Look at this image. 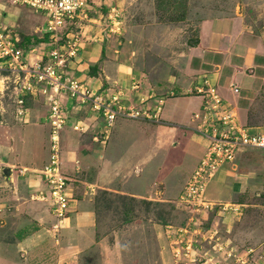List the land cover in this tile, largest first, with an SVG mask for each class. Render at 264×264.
<instances>
[{"label":"rangeland","instance_id":"374dc122","mask_svg":"<svg viewBox=\"0 0 264 264\" xmlns=\"http://www.w3.org/2000/svg\"><path fill=\"white\" fill-rule=\"evenodd\" d=\"M254 1L116 0L111 7L115 8L118 16L111 21L108 13L113 12H104L102 18L105 31L103 33L110 34L106 37L108 40L114 38L112 39L113 47L117 42L121 44L127 42L130 49L128 57L137 72H143V76L146 79L149 78V83H155L153 85L155 89L165 93L172 88L170 80L167 79L170 72L168 59L174 51L177 53L176 58L183 56L179 54L182 53L186 43L194 40L198 21L222 12L227 13L228 10L231 12L238 3L243 2L247 5ZM27 11L31 12L28 7ZM180 15H183L182 19H175ZM16 22L17 24L14 22L15 24L11 25L10 20H7L5 16L0 17V26L4 27L10 36L14 35V31H19V35L24 34L23 31H29L28 23L22 24L19 20ZM84 22L85 20L76 19V24H68V31L79 33L81 30L79 25ZM65 33L64 29L62 38ZM79 34V37L84 38L81 33ZM37 35L44 37L42 31H38ZM46 41L50 42V38ZM81 43L82 40H79V48ZM45 45L46 48L50 46ZM20 47L27 54V51L34 46L25 49L24 46ZM37 47L39 50H44L40 44ZM11 87L10 84L4 89L3 85L1 90L0 78V224H3L0 241L7 242L6 247L0 245V253L3 252L5 256V260L0 261V264H53L54 262H61V264H226V262L248 264V261L253 259L247 247L257 245L261 241L258 237L262 233L252 240L250 236L247 237L245 230L254 228L255 231H259L258 228L263 229L264 225V152H262L263 149L256 147L246 149V154L243 153L242 157L236 158V161L242 160L244 165L254 159L258 166L256 177L250 183V187L248 186V190L245 189L242 197L239 198L247 202L242 207L229 205L193 211L180 200L176 202L152 200L102 189L94 195L96 208L95 223L91 229L93 235L85 238L79 246L70 249L66 245L74 242V238H70V234H67L65 229L69 225H71L69 228L74 229L75 223H71L73 221L68 218L67 223L64 221V226L62 223L58 224L57 233L60 237L59 242L56 243L54 238L58 235L56 234L54 238L52 236L55 232L53 223L56 222V216L53 213L55 211L52 209V204L48 201L49 198L48 200L42 198V202L38 201V198H31V193L40 187L37 177L40 175L38 168L42 167L50 157L49 124L46 117H41L47 106L42 99L26 95L24 102L29 113L27 117L16 116L17 104ZM169 97L172 96L165 94V99L172 100ZM167 106L168 103L165 107ZM140 117L143 118V116ZM112 125L111 130L114 129ZM178 134L181 135V132L179 131ZM200 144L204 150L203 136H201ZM132 146L130 142L120 149L124 157L120 159L113 157L114 162H123L127 188L139 184L151 188V192L160 190L163 185L169 188L177 179L180 181L181 178H186L195 165L190 167L196 157L195 152L187 147L182 138L174 146H168L165 143L158 152H154L151 146L148 150L146 145V152L137 154L130 151L129 148ZM112 154L113 152L110 154L108 152L98 162L106 165L112 160L110 159ZM256 157H259L260 161H257ZM22 166L28 167L25 172L21 171ZM5 167L13 168L12 181L6 180L3 172ZM24 178L27 181L30 179L31 183L26 185ZM46 188L44 183L43 189ZM177 197L178 195H175L173 198ZM39 204L44 205L39 208L43 218L40 220L42 226L39 227L37 236H41V241L38 240L40 242L31 247H24L25 250L22 248L20 252L21 246H16L18 236L12 235V228L27 221L28 213ZM68 214L67 212L66 218ZM190 215L192 219L188 220ZM186 224L190 226V229L182 237L193 241V245L188 250H185L178 241L173 244L171 239L174 238V232L169 234L168 231H177V227ZM193 228H196L198 232L193 231ZM6 231L9 232L4 233ZM34 241L35 239H32V242ZM174 245L179 248V253L174 251ZM218 245L222 248L218 249Z\"/></svg>","mask_w":264,"mask_h":264},{"label":"crops","instance_id":"0c3cea01","mask_svg":"<svg viewBox=\"0 0 264 264\" xmlns=\"http://www.w3.org/2000/svg\"><path fill=\"white\" fill-rule=\"evenodd\" d=\"M114 1L116 0H89V5L86 8L87 18L82 19L85 20L84 23H79L81 29L79 33L84 36L80 46L81 54L69 60L64 70L70 76L97 89L98 93L102 92L108 100L117 94L126 109L143 107L148 108L151 113L160 107L159 117L157 120H149L117 115L119 118H115L116 120L112 123L114 129L111 130L110 126L107 136H104L105 120L101 112L92 108L90 102L82 103L70 98L66 93L61 94L60 98L65 104L64 108L67 114L66 123L60 131L61 168L67 180L68 203L71 208L68 210L69 214L65 223L68 218L73 221L71 223H75L74 229L73 227L69 228L71 225L65 229V232L70 234V238H74V242L66 245L70 249L79 246L85 238L93 235L91 229L95 223L96 208L94 195L99 190L103 189L118 194L125 193L152 200L174 202L179 200L189 175L206 150L205 145L204 150L201 148V136L192 125L193 112L200 110L205 100L202 95L195 92L194 87L203 85L205 80L213 84L219 96L235 108L237 121L240 124L244 125L250 133L264 134V0H255L247 5L243 2L238 3L231 12L228 10L227 13L222 12L213 17L199 20L194 40L191 43H186L182 53L179 54L183 56L176 58L177 53L174 51V54L168 59L170 72L167 79L170 80L172 88H169L165 93L155 89L153 87L155 83H149V78L146 79L143 72H137L128 57L130 49H128L127 42L123 44L117 42L113 47L112 39L114 38L108 40L106 37L110 34L103 33L105 26L102 17L105 11L110 12L114 8L111 7ZM27 7L31 12L27 11ZM3 16L10 20L11 25L17 24L18 20L19 23L30 25L29 31H23L24 34L20 33L19 35V31H14L11 39L15 45L20 42L23 35H29L33 40L34 36L43 37L37 35L38 31L45 34L44 15L35 12L30 6L15 4L11 0H0V17ZM39 44L44 49L43 51L38 49ZM39 44L30 43L28 45V48L37 47L35 52L27 51L28 61L39 58L46 61L50 46L46 48L45 44L47 43L40 42ZM179 60H181L180 63ZM151 78L153 79V77ZM151 78L150 80H152ZM231 85L236 86L238 91L234 92ZM165 94L172 96L169 97L172 100L165 99ZM26 95L42 99L45 102L47 107L41 117H46L48 120L49 102L47 96ZM142 97L145 98V102H142ZM166 103H168L167 107H165ZM17 107H15L16 116L27 117L29 109L26 103L24 102L22 115H17ZM73 124L82 125V129H75ZM179 131L181 135L178 134ZM180 138L184 139L187 147L194 151L196 156L190 167L195 165L186 178H181L180 181L177 179L173 186L168 188L163 185V188L153 192H151V188L149 189L143 184L127 188L123 162L113 161V157L116 159L124 157L120 151L123 145L126 146L131 142L133 146L129 148L130 151L143 154L146 152V145L148 150L151 146L154 152H158V149L162 148L165 143L168 146H174ZM254 147L261 148L263 151H260L264 152L263 147H239L234 160L222 165L207 181L202 196L203 199L213 203V207L210 208L227 205L242 207L247 204L246 201L239 198L242 197L245 189L248 190V186L250 187V183L256 177L258 166L254 159L244 165L242 160L236 161V158L242 157L246 149H254ZM108 152L109 154L113 152L110 156L112 160L108 161L106 165L103 162H98ZM256 158L258 161L259 157ZM26 168L28 167L22 166L21 171L25 172ZM3 170L6 180L12 181L13 168L5 167ZM37 177L40 181L39 189L43 188V180L40 175ZM25 182L27 185L29 182L31 183V180L25 179ZM175 195L178 197L174 199ZM46 205L49 206V204ZM43 206V204H39L38 207H33L28 213V220L12 228L11 232L14 236H17L16 232L23 228L17 237L16 244V246H21L19 247L20 252L22 248L25 250L24 247H31L41 241V236L37 235L40 231L39 227L42 226L40 220L43 218L39 208ZM48 212L51 213L49 209ZM2 225L0 224V237L3 234ZM258 230L255 231L254 228L245 230L247 237L250 236L252 240L262 233L258 237L261 241L257 245L252 247L248 245L247 247L248 253L253 258L248 261V264H264V225L263 229L260 227ZM173 231L171 230V232ZM52 236L54 238L53 233ZM32 239L35 241L32 242ZM38 240L40 241L38 242ZM54 241L57 243L59 239L54 238ZM0 245L6 247L7 242L0 241ZM2 253H0V261L5 260Z\"/></svg>","mask_w":264,"mask_h":264},{"label":"built area","instance_id":"2783aa9c","mask_svg":"<svg viewBox=\"0 0 264 264\" xmlns=\"http://www.w3.org/2000/svg\"><path fill=\"white\" fill-rule=\"evenodd\" d=\"M13 3H21L33 8L35 12L44 15L45 31L49 33L52 43L46 61L37 59L28 61L23 50L17 47L11 36L4 27L0 26V78L4 89L11 88L15 94V103L17 115L24 113V96L26 94H40L47 96L48 123H49V153L50 157L38 168L40 178L46 184L47 188L36 189L31 193V198H47L52 204L55 212L56 222L53 223L55 232L59 239V226L63 224L69 210V190L66 176L61 168L60 153V131L66 123L67 114L65 104L61 101V94L66 93L70 98L82 103L90 102L92 108L101 112L105 120L104 136H107L111 124L117 115H125L133 118H147L157 120L160 107H157L151 114L147 108L129 107L126 109L120 102L117 94L111 96L108 100L106 96L93 89L85 82L66 73L64 68L69 60L78 56L80 48L78 45L80 34L73 31L65 33L62 38V31L68 24H76L78 21L87 18L86 8L89 5L88 0H11ZM108 17L112 21L116 16L115 8L110 10ZM37 50L32 47L29 52ZM26 60V61H25ZM9 84V85H8ZM234 92L238 88L231 85ZM197 94L205 99L201 109L193 112V128L206 139L205 152L199 160L192 173L189 175L185 186L180 194L179 200L182 201L189 209L193 211L204 210L213 207V203L203 199L202 192L207 181L214 173L225 163L231 162L236 157L239 147L257 146L264 148V134L250 133L246 127L237 121V112L235 108L225 102L218 94L215 86L204 81L203 85L195 86ZM3 92V91H2ZM119 93V92H118ZM172 94V92H171ZM142 102L145 98H141ZM75 129H82V125L73 124ZM229 206V205H227ZM226 207V206H225ZM234 207V205H230ZM198 213V212H196ZM192 219L190 215L188 220ZM188 222V221H187ZM170 225V224H168ZM190 229L188 224L177 227L173 231L174 238L171 239L175 244L177 241L182 244L185 250L191 248L193 241L182 237ZM171 234V230H168ZM193 231L198 230L193 228ZM177 234V235H176ZM175 235L177 237H175ZM172 236V237H173ZM175 247V245H174ZM173 247V248H174ZM218 249L222 246L218 245ZM174 251L179 253V248L175 247ZM53 264H60L54 262Z\"/></svg>","mask_w":264,"mask_h":264},{"label":"trees","instance_id":"16d2710c","mask_svg":"<svg viewBox=\"0 0 264 264\" xmlns=\"http://www.w3.org/2000/svg\"><path fill=\"white\" fill-rule=\"evenodd\" d=\"M88 3H89V0H88ZM183 18V15H180V16H177L175 19H177V20H180V19H182ZM69 25H72V24H69ZM68 31V25H67V27L65 28V32H67ZM45 34H44V37L43 38H38V37H36V36H34L33 37V40H32V37L31 36H29V35H23V36H21V38H20V42H18L17 43V47H19V48H21L20 46H24V49L26 48V47H28V45L31 43V44H33V45H35V44H39L40 42H47L46 41V39L47 38H49V33L48 32H44ZM17 42V41H16ZM47 44H49L50 45V47L52 46V44H51V41L50 42H47ZM22 49V48H21ZM7 169V168H6ZM23 229V228H22ZM21 229V230H22ZM21 230H19V232L17 231L16 232V235L18 236L19 235V233H20V231Z\"/></svg>","mask_w":264,"mask_h":264}]
</instances>
